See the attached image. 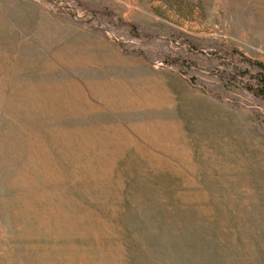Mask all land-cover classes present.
<instances>
[{
	"label": "rangeland",
	"instance_id": "obj_1",
	"mask_svg": "<svg viewBox=\"0 0 264 264\" xmlns=\"http://www.w3.org/2000/svg\"><path fill=\"white\" fill-rule=\"evenodd\" d=\"M232 51L264 64V0H0V264L264 241V98Z\"/></svg>",
	"mask_w": 264,
	"mask_h": 264
},
{
	"label": "crops",
	"instance_id": "obj_2",
	"mask_svg": "<svg viewBox=\"0 0 264 264\" xmlns=\"http://www.w3.org/2000/svg\"><path fill=\"white\" fill-rule=\"evenodd\" d=\"M211 169L210 166L198 165L197 168L195 166L193 178L197 179L199 186L205 185L206 180H210ZM247 232L243 237L235 236L237 240L233 242L231 249L208 252L207 256L203 257L206 260L201 264H264V241L256 240L258 236L253 229L250 235Z\"/></svg>",
	"mask_w": 264,
	"mask_h": 264
},
{
	"label": "trees",
	"instance_id": "obj_3",
	"mask_svg": "<svg viewBox=\"0 0 264 264\" xmlns=\"http://www.w3.org/2000/svg\"><path fill=\"white\" fill-rule=\"evenodd\" d=\"M134 33V30L132 31ZM192 49H197L198 47L193 43H191ZM121 47L125 49V45L121 44ZM132 53H137L136 50H131ZM139 54V53H137ZM140 55V54H139ZM217 59L220 60V63L224 66H233L238 65L237 62L243 64L246 67V70L239 71L236 74H229L226 71L219 72L220 74H229L230 78L240 84L245 90L249 91L253 95L257 97L264 98V64L260 61H252L247 58L240 56L238 51L230 52L226 57L214 55ZM170 63H178L181 65H189V61H176L170 60ZM254 70L250 72L251 68ZM190 85L196 87L192 80L189 81ZM209 93V92H208ZM217 99H221L215 96Z\"/></svg>",
	"mask_w": 264,
	"mask_h": 264
}]
</instances>
